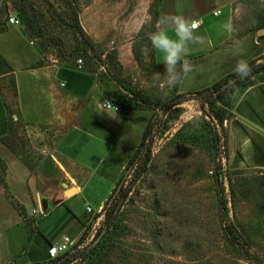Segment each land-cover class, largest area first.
<instances>
[{"label":"rangeland","instance_id":"1","mask_svg":"<svg viewBox=\"0 0 264 264\" xmlns=\"http://www.w3.org/2000/svg\"><path fill=\"white\" fill-rule=\"evenodd\" d=\"M13 1L0 0V94L9 115V131L0 138V178L5 174L1 154L8 150L47 183L59 179L44 150L67 126H59L58 120L81 123L83 115L80 111L76 115L77 101L59 91L45 74L36 72L20 91L17 78H25L27 69L81 59V67L95 74L102 100L118 108L101 113L102 100L98 102L94 94L90 98L100 119L117 115L120 120L111 128L112 149L101 168L107 166L105 173L112 174L123 159L120 151L126 155L116 185L122 180L107 195L102 210L95 212L97 203L89 199L93 212L86 219L82 236L87 238L80 249L90 247L98 231L105 229L103 237L108 236L92 264H264L263 184L252 172L225 166L227 119L219 124L210 118L208 105L198 94L236 73L241 59L249 65L264 62V34L257 35L258 22H264V0H160L157 22L155 0H23L35 11L40 37L24 33L15 10L18 3ZM217 9L221 14L215 17ZM229 13L235 28L231 33L224 28ZM172 15L187 19L200 15V36L206 43L189 45L186 58L194 67L183 82L161 89L154 74L166 75L163 53L152 48L149 36L159 21ZM9 17L19 23L11 24ZM141 29L145 40L143 63L138 65L132 43ZM115 75L148 97L150 105L130 108L135 102ZM262 78L259 74L250 80ZM240 90L225 98L227 118ZM148 124L150 134L140 145ZM134 155V163L126 166ZM106 185L102 173H96L87 194L96 198ZM117 203L111 227L104 219ZM14 206L23 215L21 207ZM65 213L60 208L46 219L38 212L33 219L19 220L9 210L1 211L0 264H42L52 236H68ZM227 228L236 236L237 247L229 242ZM81 262L78 258L72 263Z\"/></svg>","mask_w":264,"mask_h":264},{"label":"crops","instance_id":"2","mask_svg":"<svg viewBox=\"0 0 264 264\" xmlns=\"http://www.w3.org/2000/svg\"><path fill=\"white\" fill-rule=\"evenodd\" d=\"M199 17L200 15L188 18L201 23L196 35H200V29L203 26ZM230 17L229 13L228 23ZM25 71H27L23 76L25 78H19V80L17 78L19 91L27 81L30 82V77L36 72L45 74L50 81L55 83L59 91L77 101L76 115H79L80 111L83 119L81 123L77 120L64 123L63 118L58 120L59 126L63 127L65 124L67 126L58 139L48 146L49 149L44 150L53 160L51 163L59 176L58 180L51 179L47 183L45 178L32 172L13 152L7 150L6 153L1 154L5 163L4 183L8 193L2 190L3 186L0 184L2 186L0 212L4 209L9 210L14 219L19 220L24 216L26 219H33L36 213L42 212L46 219L53 212L65 208L66 213L63 219L69 222L67 235L78 240L86 230V219L90 212H93L92 209L87 211L90 207L89 199L96 201L95 212H98L105 205L107 195L111 194L115 188L119 173L124 167L126 155L120 151L123 159L119 165L117 164L115 172L107 174L105 173L108 170L107 166L104 169L101 168V165L105 163V157L111 153L112 146L108 139L111 128L117 127V121L120 120L117 119L119 118L117 115L116 117L110 115L105 120L97 116L93 105L90 104V98L94 94L99 102L102 100L103 93L98 89L95 74L83 67L78 68L77 62L51 64L40 70L27 69ZM13 72L17 76V71ZM126 116L127 113L123 118ZM8 131L9 115L0 94V138L5 137ZM225 132L227 134L225 166L231 171L252 172L259 176L264 188V82H257L240 94L234 104L232 116L225 122ZM99 172L102 173V179L107 181V185L103 194L92 198L87 194V190L91 180ZM11 173L12 183L9 181ZM14 203L21 207L23 215L18 212ZM43 205L44 211L42 210ZM83 205L86 207L84 212L81 210ZM260 220L264 221V213ZM43 231L42 234L45 235L47 230ZM63 235L65 234L56 233L52 236L53 240L48 248ZM45 253L43 262L48 260L47 251ZM41 260L38 259V261Z\"/></svg>","mask_w":264,"mask_h":264},{"label":"trees","instance_id":"3","mask_svg":"<svg viewBox=\"0 0 264 264\" xmlns=\"http://www.w3.org/2000/svg\"><path fill=\"white\" fill-rule=\"evenodd\" d=\"M46 1H48V0H46ZM16 3H18V6L15 7L16 8L15 9L16 14H17L19 21L24 25V30H23L24 33H27L29 36L40 37L41 33L39 31L40 29L38 27V18L35 14V11L33 9L29 8L27 3L23 0H18V1L14 0L13 4L16 5ZM159 7H160V0H155L154 13H153V19L155 22H157V20H158V13H159L158 9H159ZM258 26L260 28L264 27V22L259 21ZM144 40H145V34H144L143 30L141 29L138 32L136 39L132 43V53H133L138 65H142V63H143L142 45L144 43ZM82 52L85 53L86 49L83 48ZM113 56H114V54H113ZM113 59H114V57L111 58V67L113 70H115V65L112 63ZM253 64L254 63L249 65L251 67L252 71H251V75L248 78L241 80L238 77L234 81V83H231L226 87H223V85L225 83L229 82L232 78L237 77V74L233 73L228 78H226L224 81L216 82L213 85H211L210 87L202 89L198 92V94L200 95V98H202V100H204V102L208 105L209 117L212 119H215L217 121V123L222 124V122L224 120H226V119L228 120L232 116V114H231V116L227 118V114H226L225 110L223 109V106L225 104L224 103L225 98L227 97V95L229 93L237 90L239 87L241 88L239 93L236 95L235 99H233V101H234L233 107H234V104H235L237 98L240 96V94L245 89L254 85L257 82H264V62L258 63L256 65H253ZM259 74H262V76H263V78L261 80H258L257 82L250 80L251 77H253L255 75H259ZM115 80L117 81V83L120 84V86H122L132 96L135 103L130 108H139L140 106H149L150 105V100L148 97H143L140 93L135 91L133 88H131V87L127 86L125 83H123V81L120 80L118 78V76H116V75H115ZM208 125L210 126L211 123ZM150 129H151V125L150 124L146 125V127L142 133V136H141L140 145H144V142H145L147 136H149V134H150ZM134 158H135V155L127 163L126 166H130L131 164H133L135 161ZM148 159H149V157L147 155L144 162H147ZM121 180H122V178H120L119 182ZM218 181H220V180H218ZM0 182L2 183V185L5 184L3 178H0ZM119 182H118V184H119ZM118 184L116 185L114 190H117ZM121 200H120V203H121ZM120 203L115 204V206L107 213V215L104 219V223L106 225H111V227H112L115 224L114 218H115L116 213L119 211ZM260 221H261V225L263 226L262 220H260ZM83 224L85 225V223H83ZM100 233H101V231H98L95 238ZM225 233L228 237L229 242L233 246L237 247L238 242L236 241V236L234 235V233L228 228L225 230ZM107 237H108L107 235L102 237L101 240L93 248L84 247L82 249H77L75 251H68V252H65V253L59 255L57 258H55L53 260L48 259L47 261L42 262V264H73L72 262L77 261L78 258L81 259V261H82L81 263H78V264H92V261H93L92 258L97 256V254L99 253L100 247H102L104 245Z\"/></svg>","mask_w":264,"mask_h":264},{"label":"clouds","instance_id":"4","mask_svg":"<svg viewBox=\"0 0 264 264\" xmlns=\"http://www.w3.org/2000/svg\"><path fill=\"white\" fill-rule=\"evenodd\" d=\"M198 28V21L189 20L183 15H172L159 21L157 30L150 34L152 48L163 53L166 75L162 78L159 73L154 74V79L159 82L161 89L176 86L193 71V64L186 58L189 55V45L206 43L203 36L196 35ZM224 28L230 33L235 31L231 23L225 24ZM169 31L174 33V36L170 35ZM236 43L239 44V41ZM251 71L247 61L241 59L237 62L235 72L239 79L248 78ZM100 111L109 114L112 111L117 112V108L110 100L104 99Z\"/></svg>","mask_w":264,"mask_h":264},{"label":"built area","instance_id":"5","mask_svg":"<svg viewBox=\"0 0 264 264\" xmlns=\"http://www.w3.org/2000/svg\"><path fill=\"white\" fill-rule=\"evenodd\" d=\"M220 13H221L220 10H215L213 12V15L217 16ZM8 20H9V22L11 24H18L19 23L18 19H16L15 17H9ZM198 22H199V26H200L201 23H200V21H198ZM81 62H82L81 59H78L77 60L78 68L81 67ZM116 108H117V106H116ZM117 110H118V108H117ZM102 208L103 207H101L98 210V212H100L102 210ZM87 211H90V208L89 207L87 208ZM83 238H87V236H82L77 241H74L73 239H71L68 236H61V238L57 242H55L54 244L50 245V247L48 248V251H47V253H48V259L49 260H53V259L57 258L59 255L65 253V252L75 251L77 249H80L81 246H82L81 245L82 244V241H84Z\"/></svg>","mask_w":264,"mask_h":264},{"label":"water","instance_id":"6","mask_svg":"<svg viewBox=\"0 0 264 264\" xmlns=\"http://www.w3.org/2000/svg\"><path fill=\"white\" fill-rule=\"evenodd\" d=\"M263 34H264V28H261V29L257 30V35H263ZM237 78H238V76L232 78L229 82L225 83V84L223 85V87H226V86H228L229 84L233 83ZM65 194H66V193H65ZM42 210H43V211L45 210V209H44V205L42 206ZM104 234H105V229H103V230L101 231V233H100V234L94 239V241L92 242L91 246H95V245L101 240V238L103 237ZM91 246H90L89 248H91Z\"/></svg>","mask_w":264,"mask_h":264},{"label":"bare ground","instance_id":"7","mask_svg":"<svg viewBox=\"0 0 264 264\" xmlns=\"http://www.w3.org/2000/svg\"><path fill=\"white\" fill-rule=\"evenodd\" d=\"M70 190H73V189H70Z\"/></svg>","mask_w":264,"mask_h":264}]
</instances>
